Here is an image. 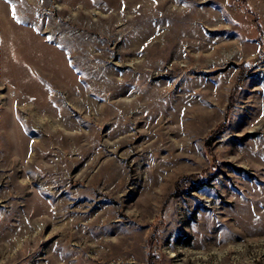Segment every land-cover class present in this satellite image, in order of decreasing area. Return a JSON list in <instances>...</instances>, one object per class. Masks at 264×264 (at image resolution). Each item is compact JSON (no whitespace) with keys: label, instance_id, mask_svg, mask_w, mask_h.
I'll return each instance as SVG.
<instances>
[{"label":"rangeland","instance_id":"obj_1","mask_svg":"<svg viewBox=\"0 0 264 264\" xmlns=\"http://www.w3.org/2000/svg\"><path fill=\"white\" fill-rule=\"evenodd\" d=\"M0 264H264V0H0Z\"/></svg>","mask_w":264,"mask_h":264},{"label":"trees","instance_id":"obj_2","mask_svg":"<svg viewBox=\"0 0 264 264\" xmlns=\"http://www.w3.org/2000/svg\"><path fill=\"white\" fill-rule=\"evenodd\" d=\"M243 1H245V0H243ZM244 3H245V2H244ZM254 17H255V16H254ZM254 20L256 21V23L258 22V18L255 17ZM257 25H258V27H259V24H258V23H257ZM259 29H260V28H259ZM241 80H242V79H241V77H240L239 82H241ZM235 90H236V91H234V92H237V89H235ZM209 145H210V141H207V146H209ZM214 177H215V176H211V177H209L208 181H212V180L214 179ZM185 181H187V179H186ZM199 181H200V180H196V181H195V184H196L197 182H199ZM208 181H207V182H208ZM200 182H202V180H201ZM193 186H194V185H193ZM195 186H196V185H195Z\"/></svg>","mask_w":264,"mask_h":264}]
</instances>
